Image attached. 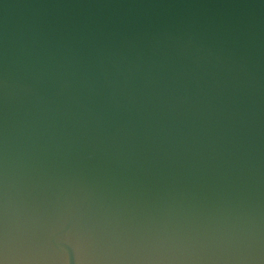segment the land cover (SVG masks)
<instances>
[{
	"label": "water",
	"instance_id": "obj_1",
	"mask_svg": "<svg viewBox=\"0 0 264 264\" xmlns=\"http://www.w3.org/2000/svg\"><path fill=\"white\" fill-rule=\"evenodd\" d=\"M0 264H264V0H0Z\"/></svg>",
	"mask_w": 264,
	"mask_h": 264
}]
</instances>
